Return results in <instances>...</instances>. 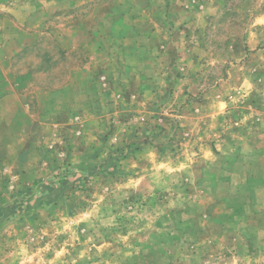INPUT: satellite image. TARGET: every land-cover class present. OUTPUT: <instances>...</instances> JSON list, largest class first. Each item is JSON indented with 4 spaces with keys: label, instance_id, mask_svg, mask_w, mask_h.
<instances>
[{
    "label": "rangeland",
    "instance_id": "rangeland-1",
    "mask_svg": "<svg viewBox=\"0 0 264 264\" xmlns=\"http://www.w3.org/2000/svg\"><path fill=\"white\" fill-rule=\"evenodd\" d=\"M3 94L0 264H264V0H0Z\"/></svg>",
    "mask_w": 264,
    "mask_h": 264
},
{
    "label": "crops",
    "instance_id": "crops-1",
    "mask_svg": "<svg viewBox=\"0 0 264 264\" xmlns=\"http://www.w3.org/2000/svg\"><path fill=\"white\" fill-rule=\"evenodd\" d=\"M21 107L18 103L13 104L6 94L0 96V154L5 156L10 153L12 142H17L16 138L21 134L20 122ZM29 110L28 108H26ZM20 113V114H19ZM26 132V131H25Z\"/></svg>",
    "mask_w": 264,
    "mask_h": 264
}]
</instances>
